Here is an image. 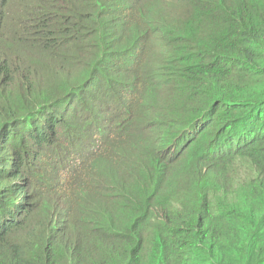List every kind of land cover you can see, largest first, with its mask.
<instances>
[{"label": "trees", "instance_id": "1", "mask_svg": "<svg viewBox=\"0 0 264 264\" xmlns=\"http://www.w3.org/2000/svg\"><path fill=\"white\" fill-rule=\"evenodd\" d=\"M0 264H264V0H0Z\"/></svg>", "mask_w": 264, "mask_h": 264}, {"label": "rangeland", "instance_id": "2", "mask_svg": "<svg viewBox=\"0 0 264 264\" xmlns=\"http://www.w3.org/2000/svg\"><path fill=\"white\" fill-rule=\"evenodd\" d=\"M87 91L94 93L93 99L86 100L81 97L80 100L77 102V105H73L72 108L70 107V109L68 110L69 116L67 120H65L66 122H72L71 117L75 116L76 120H78V123L84 124V131L87 137L93 138L94 136H98L96 127L100 126H103V128L106 130L105 135H100V137H106V139L110 138V134L112 133L111 130L113 129L112 126L125 129L124 127H129L132 124L136 127H139L141 130L147 127V129L151 131V113L149 114V119L146 118L144 114L137 115V111L134 114H127L124 110V107L121 106L117 101L118 97L120 96V93L117 90H114L112 92L109 89H106L103 84L99 85L98 82H95L91 86L87 87ZM180 92L181 94H179L178 96L184 94V92ZM143 107L145 108L143 110L140 109V111L145 114H148L150 112L149 110L151 108V105L147 103ZM134 117L137 118V123H134ZM132 127H129V133L132 136H135L138 129ZM180 130L181 129H179L177 133ZM87 145H90V140L86 141V146ZM74 150L76 153L73 154V156H77L78 154H80V157L83 158V160H85L86 158L85 153L90 152V149L88 147L86 148V150H84V148H82L80 145H76ZM143 153L148 155L151 159V143L148 145V150L144 151ZM116 155L117 158L119 157L122 160L125 157V155L121 152H117ZM65 156L66 155H59L58 168L70 167L71 169H73L75 163H73L71 159H67ZM71 158L73 159V157ZM84 198L85 196L82 195L83 200ZM56 205V198H52L51 202L47 205V208L45 209V211H49L50 218L53 220L57 218L56 211H59V207Z\"/></svg>", "mask_w": 264, "mask_h": 264}, {"label": "bare ground", "instance_id": "3", "mask_svg": "<svg viewBox=\"0 0 264 264\" xmlns=\"http://www.w3.org/2000/svg\"><path fill=\"white\" fill-rule=\"evenodd\" d=\"M5 164V163H4ZM8 164V163H7ZM6 167V166H5Z\"/></svg>", "mask_w": 264, "mask_h": 264}]
</instances>
